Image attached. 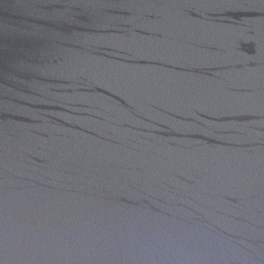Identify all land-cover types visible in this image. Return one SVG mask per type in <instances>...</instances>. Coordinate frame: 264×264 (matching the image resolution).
I'll list each match as a JSON object with an SVG mask.
<instances>
[{
    "label": "water",
    "instance_id": "95a60500",
    "mask_svg": "<svg viewBox=\"0 0 264 264\" xmlns=\"http://www.w3.org/2000/svg\"><path fill=\"white\" fill-rule=\"evenodd\" d=\"M0 264H264V0H0Z\"/></svg>",
    "mask_w": 264,
    "mask_h": 264
}]
</instances>
